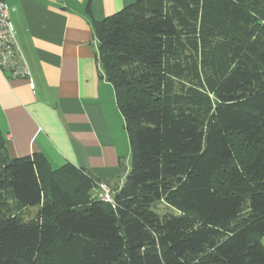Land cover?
Listing matches in <instances>:
<instances>
[{
    "label": "trees",
    "instance_id": "obj_1",
    "mask_svg": "<svg viewBox=\"0 0 264 264\" xmlns=\"http://www.w3.org/2000/svg\"><path fill=\"white\" fill-rule=\"evenodd\" d=\"M93 28L130 169L105 201L0 130V264H264V0H136Z\"/></svg>",
    "mask_w": 264,
    "mask_h": 264
},
{
    "label": "crops",
    "instance_id": "obj_2",
    "mask_svg": "<svg viewBox=\"0 0 264 264\" xmlns=\"http://www.w3.org/2000/svg\"><path fill=\"white\" fill-rule=\"evenodd\" d=\"M4 1L35 83L0 70V130L10 156L41 152L54 170L72 163L110 186L122 181L131 144L96 58L93 20L136 0Z\"/></svg>",
    "mask_w": 264,
    "mask_h": 264
},
{
    "label": "built area",
    "instance_id": "obj_3",
    "mask_svg": "<svg viewBox=\"0 0 264 264\" xmlns=\"http://www.w3.org/2000/svg\"><path fill=\"white\" fill-rule=\"evenodd\" d=\"M0 70L10 78L28 79L32 89L35 86L28 61L17 42L8 5L4 0H0ZM100 187V197L112 202V188L104 182Z\"/></svg>",
    "mask_w": 264,
    "mask_h": 264
},
{
    "label": "rangeland",
    "instance_id": "obj_4",
    "mask_svg": "<svg viewBox=\"0 0 264 264\" xmlns=\"http://www.w3.org/2000/svg\"><path fill=\"white\" fill-rule=\"evenodd\" d=\"M169 210H171V209H169L164 203H161L158 211L160 214H164L165 212H167ZM31 212H33V214H36L37 213V207L31 208Z\"/></svg>",
    "mask_w": 264,
    "mask_h": 264
}]
</instances>
